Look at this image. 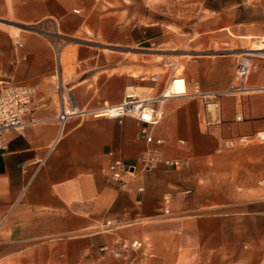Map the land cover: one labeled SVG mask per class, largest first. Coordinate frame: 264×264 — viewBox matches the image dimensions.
<instances>
[{"label":"crops","instance_id":"1","mask_svg":"<svg viewBox=\"0 0 264 264\" xmlns=\"http://www.w3.org/2000/svg\"><path fill=\"white\" fill-rule=\"evenodd\" d=\"M202 9L214 14L187 25L195 11L182 0H0V72L35 90V122L0 142V264H264V142H240L264 130L263 57H251L252 91L221 98V124L199 123L198 99L161 103L154 134L164 139V157L183 161L176 170L158 165L113 181L108 164L129 166L147 147L136 121L71 115L61 127L56 118L53 38L61 45L60 81L81 111L120 102L128 84L159 91L164 65L140 51L145 57L136 61L122 54L170 43V27L192 35L177 39L188 45L176 54L189 56L187 81L226 89L237 58L212 54L214 46L257 38V28L230 8ZM36 24L54 37L20 27ZM120 239L144 247L99 258L98 246Z\"/></svg>","mask_w":264,"mask_h":264},{"label":"built area","instance_id":"2","mask_svg":"<svg viewBox=\"0 0 264 264\" xmlns=\"http://www.w3.org/2000/svg\"><path fill=\"white\" fill-rule=\"evenodd\" d=\"M30 26L34 28V31L29 30L31 32L48 38L54 37V33L41 24ZM15 43L18 47L21 46L20 40L16 39ZM52 48L55 60L54 75L57 80L55 88L60 105V112L56 118L61 123V127L68 116L91 115L98 117L101 113H105L104 116L115 118L129 116L138 125V134L145 141L147 147L129 166H124L120 159H114L108 164L106 172L110 179L116 182H125L134 174L153 170L158 165L173 170L179 169L183 165L182 160L166 158L162 155L161 147L164 144V139L154 134L155 126L160 122L163 115L161 103L164 100L174 96L198 99L201 103V111L198 114L199 123L208 127L223 122L220 104L223 96H242L253 90L247 83L248 74L252 67L251 55L249 54L242 52L239 54L235 63L233 78L224 90L202 89L196 82L189 83L183 72L177 71L175 61L168 60L163 64L169 67L166 73L167 80L159 91L153 92L151 88L129 84L125 86L120 102L116 104L104 103L97 109L81 111L77 109L72 90L64 88L60 81L61 45L58 39L53 38ZM259 56L264 58V54ZM158 78V74L151 77L153 80H158ZM138 87L144 88V90L138 91ZM34 94L33 87L16 84L0 72V142L6 132L22 129L35 122V118L31 115L34 107ZM240 119H242L241 115L237 114L235 120ZM246 141L264 142V130L256 132L252 137L240 139V142ZM180 143L183 141L180 140ZM228 144L232 145L233 142H228ZM109 154H112V151ZM110 225L111 222L106 221L101 228L106 230ZM143 247L144 242L141 239H120L112 246L102 244L97 247V250L100 259L106 254L121 258L130 252L139 251Z\"/></svg>","mask_w":264,"mask_h":264},{"label":"rangeland","instance_id":"3","mask_svg":"<svg viewBox=\"0 0 264 264\" xmlns=\"http://www.w3.org/2000/svg\"><path fill=\"white\" fill-rule=\"evenodd\" d=\"M182 1L184 3V7L188 11H195V14L190 12L193 13V17L186 18L185 24L187 25L199 21V19L200 21H204L205 19H208L210 16H212L214 13L202 9L203 6H208L214 10H219L222 13L224 9L227 12L226 8H230V12L235 13L236 20H242L243 22L252 21V25L257 28V33L254 35L257 38H233L234 40H232L231 46H228V50L222 49V47L225 46L215 45V49H213L211 52L212 54L234 53L235 57L237 58L241 52L251 48L252 44L254 46V40L259 39L264 35V0H205L203 4L199 3L198 0ZM168 34L171 38L170 40L172 41H170L168 44H158V42L154 40L155 43L152 45L149 43L145 44L144 49L128 48V50H126L122 55L130 60H141L143 57H145V55L136 53V51H140L139 53H147V57L151 59L152 62H158L162 64H165V62L168 60L175 61L176 64L178 62L179 64H182L183 67L179 66L177 71H183L184 60L188 59L189 56L178 57L176 54L178 52L184 51L183 49L188 48V45H180L177 39H182L185 37L188 39L192 35H184L182 34V30L176 29L174 27L169 28ZM251 57L253 58L254 56L251 55ZM164 68L169 70V67L167 66H164ZM137 89L138 91L144 90V88L140 87Z\"/></svg>","mask_w":264,"mask_h":264},{"label":"bare ground","instance_id":"4","mask_svg":"<svg viewBox=\"0 0 264 264\" xmlns=\"http://www.w3.org/2000/svg\"><path fill=\"white\" fill-rule=\"evenodd\" d=\"M254 46L252 44L251 50L244 51L242 53H246L249 55H262L264 54V35L261 36L259 39L255 40ZM254 53V54H253ZM105 113H101L100 116H104Z\"/></svg>","mask_w":264,"mask_h":264},{"label":"water","instance_id":"5","mask_svg":"<svg viewBox=\"0 0 264 264\" xmlns=\"http://www.w3.org/2000/svg\"><path fill=\"white\" fill-rule=\"evenodd\" d=\"M21 28H24V29H27V30H31V31H34V28L32 26H20Z\"/></svg>","mask_w":264,"mask_h":264}]
</instances>
